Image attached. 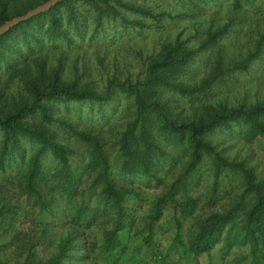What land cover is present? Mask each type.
<instances>
[{"label":"trees","instance_id":"16d2710c","mask_svg":"<svg viewBox=\"0 0 264 264\" xmlns=\"http://www.w3.org/2000/svg\"><path fill=\"white\" fill-rule=\"evenodd\" d=\"M47 1L0 0V27ZM155 3L144 7L129 0H61L0 36V173H9L14 185L27 196L28 205L40 211L49 209L57 197L67 200L68 206L73 205L74 220L65 234L38 239L56 244L50 257L40 258L34 249L36 243L16 231L23 205L20 201L10 205L0 191V264H66L73 258L71 252L78 250L81 229L92 225L98 210L107 205L115 215L104 250L114 257V250L122 245L129 214L122 202L136 191L116 183L104 137L81 127L74 120L80 118L74 110L81 114L84 103H99L111 104L115 111L123 98L131 117L117 132L115 143L125 174H156L158 161L171 151L185 157L182 172L154 203L150 234L165 204H174L176 218L179 212H193L199 200L188 193V187L205 163L214 175L212 196L218 192L223 173L238 175L241 190L228 209L198 221L186 253L195 258L209 253L225 237L227 248L251 243L254 255L261 254L255 263L264 264V173L257 175L246 159H235L218 149V142L228 134L245 141L264 139V93L256 102L246 98L233 104L209 103L210 98L217 99V89L230 87L225 70L235 63L226 61L222 39L233 37L246 18L260 9L261 1ZM161 3H166L165 7ZM219 14L226 20L217 22ZM143 20L162 31L158 53L141 60L135 74L130 72L129 63L117 58L103 62V47L132 27L150 25ZM181 26L194 29L192 41L184 35L185 29H177ZM89 50L102 65L101 88L91 80L81 81L78 74L82 69L88 73L90 66L84 59ZM263 53L264 30L240 65L247 69ZM66 70L73 73L69 79ZM262 85L264 90V80ZM7 93L14 96L10 105L4 103ZM189 107L193 108L191 115ZM76 142L87 147L82 166H75L82 153L73 145ZM87 172L94 173L95 183L101 186L92 195V204L88 203L91 192L81 187ZM178 187L185 191L180 198L176 197ZM6 248L10 252L4 257Z\"/></svg>","mask_w":264,"mask_h":264},{"label":"rangeland","instance_id":"374dc122","mask_svg":"<svg viewBox=\"0 0 264 264\" xmlns=\"http://www.w3.org/2000/svg\"><path fill=\"white\" fill-rule=\"evenodd\" d=\"M129 1L144 7L154 6L153 3H155V0ZM260 1L261 4L258 6L260 9H256L255 11H258L254 15L246 18L245 24L236 30V34L226 40L222 39L223 48L226 50V61H235V63L225 70V78L230 80V87L222 86L217 89L219 90L217 99L210 98L209 103L216 104L226 101L233 104L246 98L249 102H256L263 97L264 53L258 59H254L247 69L240 65V61L253 50L254 40L264 30V0ZM158 3L160 2L155 5L157 6ZM166 3L171 4V1H166ZM166 3H161L162 7H165ZM136 17L140 19L139 16ZM216 18L217 22H221L227 17L219 14ZM143 21L146 23L148 21L150 25L143 28L132 27L122 36L118 34L116 39L108 42L100 53L102 61L111 63L117 58L129 63L130 72L135 74L140 68L141 60L146 61L156 55L160 48L162 31L157 30L149 20ZM182 28L185 29L184 35L192 41L191 37L196 34L194 29L188 26H181L177 29ZM171 31L174 33L176 30ZM86 54L84 61L89 63L90 68L88 73L83 69L78 72L82 76L81 81L91 80L101 88L104 76L100 59L91 50ZM65 74L69 79L73 73L66 70ZM13 98L12 94L7 93L4 103L10 105ZM126 103L127 100L123 98L122 106L115 111L111 104L101 105L99 103H84L81 114L74 110L76 116L80 117H75L74 120L79 121L81 127L98 131L104 137L116 183L119 186L134 189L136 195L126 197L122 202L128 207L129 214L124 222L126 226L122 231V245L114 250V257L104 250V239L108 232L114 229L115 215L114 210L107 205L101 206L98 210V217L91 223L92 225L81 229L76 241L78 250L71 252L73 258L66 264H256L255 259L261 254L254 255L251 243L237 244L227 248L225 237L215 244L209 253L203 252L196 258L192 253H186V244L190 236L195 233L198 221L212 212H222L228 209L241 190L238 175L223 173L220 177L218 192L212 196L214 175L205 163L197 169L188 187V193L199 200L193 212H179V218H176L174 204L170 202L165 204L162 207V216L154 221V229L150 234V214L154 203L159 196L167 192L182 172L185 157L183 154L171 151L158 161L157 166L160 167L158 173L151 176L125 174L121 169L122 161L115 141L117 132L126 127L131 117L128 112L131 109L126 106ZM189 108V115H191L193 108ZM88 111L91 113L89 114ZM73 145L82 151L75 161V166H82L84 157H87V147L79 142ZM218 149L235 159H246L257 175L264 173V139L245 141L238 136L233 137L228 134L218 142ZM10 176L9 173H0V191L8 197L10 205L20 201L24 207L17 219L16 231L19 236L36 243L34 249L37 255L46 259L55 252L56 244L53 242L40 243L38 239L42 235L57 238L60 233L65 234L67 228L74 224L73 205L68 206L67 200L57 197V192H53L57 199L49 209L40 211L35 205L29 206L27 196L23 195L24 193L16 184L14 185ZM82 182L81 187L91 192L88 203L92 204L91 197L99 192L101 186L95 183L94 173L90 172L84 173ZM177 189L179 193L176 197L180 198L185 191L181 187ZM9 252L10 248H6L2 255L6 257Z\"/></svg>","mask_w":264,"mask_h":264},{"label":"water","instance_id":"95a60500","mask_svg":"<svg viewBox=\"0 0 264 264\" xmlns=\"http://www.w3.org/2000/svg\"><path fill=\"white\" fill-rule=\"evenodd\" d=\"M61 0H48L47 2L33 8L32 10L28 11L27 13L14 17L13 19H11L10 21H8L7 23H5L3 26L0 27V36L5 33L6 31H8L12 26L20 23L21 21H24L30 17H32L33 15H36L39 12H42L46 9H49L51 6H53L54 4L58 3Z\"/></svg>","mask_w":264,"mask_h":264}]
</instances>
